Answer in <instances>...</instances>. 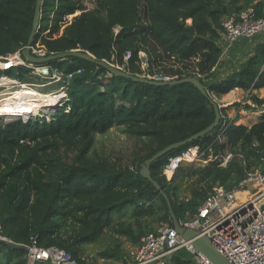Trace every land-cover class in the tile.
Wrapping results in <instances>:
<instances>
[{
  "label": "trees",
  "instance_id": "trees-1",
  "mask_svg": "<svg viewBox=\"0 0 264 264\" xmlns=\"http://www.w3.org/2000/svg\"><path fill=\"white\" fill-rule=\"evenodd\" d=\"M92 4L90 10L82 0H43L33 48L46 55L82 52L120 70L123 54L130 51L124 72L143 76L147 71L150 79L169 81L194 77L207 97L191 84L132 82L81 59H67L71 64L65 74L72 77L56 108L34 106L18 120L20 114L0 109L7 124L0 121V226L11 242L0 245V264H26L25 246L33 242L38 248L64 249L77 264H85L88 246L96 249L95 259L129 264L121 238L137 246L160 224L172 227L165 200L140 169L155 153L211 125L215 116L209 100L219 108L218 125L150 166L178 221L191 219L219 188L230 191L248 173L264 171V112L259 111L264 106V43L236 73L219 79L216 72L223 21L249 9L264 18V0ZM34 7L35 0H0V57L16 52L21 57ZM16 69L20 80L26 69ZM12 70L0 71V80ZM114 128L139 146L132 166L113 167L94 150L97 134ZM190 152L204 159L215 153L236 158L226 166L213 161L204 169L179 170L167 181L168 159ZM66 153H75L71 163ZM190 259L180 250L170 262L189 264Z\"/></svg>",
  "mask_w": 264,
  "mask_h": 264
},
{
  "label": "built area",
  "instance_id": "built-area-1",
  "mask_svg": "<svg viewBox=\"0 0 264 264\" xmlns=\"http://www.w3.org/2000/svg\"><path fill=\"white\" fill-rule=\"evenodd\" d=\"M222 29L225 44L227 47H231L239 39L250 40L264 34V18L256 17L254 12L249 9L242 11L237 19L223 21ZM31 53L36 57L48 56L45 52L38 51L33 46ZM4 57H0V71H10L16 68L14 66L18 64L31 65L23 61L17 52ZM130 58L131 52L126 51L123 54L122 70L127 67ZM15 59H18V62H14ZM66 60L60 59L55 63L60 65ZM69 64H71V61L68 62ZM7 66L8 68L4 69ZM114 67L118 66L115 65ZM38 68L47 69V77L53 74L54 77L57 76L61 79L62 96L56 102V104H59L61 100L66 98L65 92L72 74H65L59 69L54 71L50 65ZM35 76L28 79H38L37 72ZM140 77L156 82L169 81L167 77L150 79L147 71ZM2 83L1 81L0 84ZM31 104H35V102H28L27 106ZM36 104L44 106L40 102ZM259 111L264 112V106L260 107ZM0 119L2 120L1 117ZM183 154L168 159L165 165L167 181L170 180L168 177L180 170L183 163L188 162V158ZM235 158L231 153L226 155L215 153L210 159H204L202 156L195 157V159L189 161V165L193 166L194 162H198L203 167L207 163L217 161L221 166H226ZM260 161L261 166L264 168V157ZM247 191L252 192L251 199L242 202L235 199L237 194ZM180 224L209 239L213 249L222 255L229 264H264V171L257 169L252 173H248L230 191L219 188L214 195L202 202L191 219L180 222ZM3 243L10 244L11 242L1 234L0 226V245ZM25 249L27 252L26 264H77V261L61 248H38L33 242L29 246H25ZM180 250H185L191 256L189 264H212L192 246L190 241L183 239L168 224H160L157 233L145 234L140 237L133 263L130 264H172L170 257Z\"/></svg>",
  "mask_w": 264,
  "mask_h": 264
},
{
  "label": "water",
  "instance_id": "water-1",
  "mask_svg": "<svg viewBox=\"0 0 264 264\" xmlns=\"http://www.w3.org/2000/svg\"><path fill=\"white\" fill-rule=\"evenodd\" d=\"M43 0H35V7H34V16H33V22L32 27L30 31V35L28 37V41L26 44V47L21 52V57L24 61L27 63L34 65L35 67H42L45 65H49L51 63H55L57 60L60 59H81L83 61H86L88 63H91L93 65H96L97 67H101L105 69L109 74L122 77L127 80H131L132 82L137 83H143V84H149V85H155V86H172V85H180V84H191L194 86L204 97H207L206 91L204 87L202 86L201 82L194 78V77H188L184 79H172L170 81H163V82H156L152 81L140 76L131 75L128 72H124L123 70H120L118 67L109 66L105 62L97 61L91 56L82 53V52H65V53H59L54 55H48L45 57H36L31 53V48L33 46L34 37L39 29V23L41 19V8H42ZM5 59V57H4ZM210 104L213 107L214 111V121L211 125L203 129L197 134H194L188 138H186L183 141L176 142L174 144H171L164 149L160 150L159 152L155 153L153 156H151L149 159L145 160L141 169H140V175L143 179L147 180L151 185L155 188L157 193L163 197L165 200L169 218L171 220V224L173 229L186 241H190L192 246L200 252L203 256H205L212 264H229L226 259L220 255L216 250L213 249V247L210 244V240L206 237L200 236V234L192 229L186 228L183 225L180 224V221L175 217V215L172 212L171 209V203L168 199V196L164 193V190L160 185L154 181L150 174V166L152 163L160 159L161 157L165 156L167 153L174 151L181 146H184L188 143H191L192 141H195L208 133H210L219 123L220 119V113L218 106L211 100H209ZM43 107L46 108H56L57 104H49L44 105Z\"/></svg>",
  "mask_w": 264,
  "mask_h": 264
},
{
  "label": "rangeland",
  "instance_id": "rangeland-1",
  "mask_svg": "<svg viewBox=\"0 0 264 264\" xmlns=\"http://www.w3.org/2000/svg\"><path fill=\"white\" fill-rule=\"evenodd\" d=\"M83 3H85L86 7L90 10L94 9L92 2L94 0H82ZM52 67V70L56 71V69L61 70L63 73H65V70L67 69V63H61L60 65H57L56 63H51L49 64ZM18 66H22L26 69V72H24L22 74V78L20 80L16 79V72H17V67ZM16 68H14L12 70V72L9 73V75H7L8 78H2L0 80L3 82L2 84H0V91L2 90V88H4V86H11V85H18L24 82L29 81H36V80H31L28 79L29 77H36L35 76V69L38 67H32L30 65L27 66H23L21 64H18L17 66H14ZM7 69V68H5ZM38 77V76H37ZM54 75L50 74L47 79L53 78ZM37 82V81H36ZM41 82H43V80L38 81V84H41ZM1 96V94H0ZM37 103V102H36ZM31 104L28 105L26 108H21V110L19 109H9L6 111H9L11 113L16 112L17 114H20L21 116L23 115H28L29 114V110L34 107V106H40V104ZM2 109V107L0 108ZM20 116V117H21ZM19 117L16 118V120H18ZM15 120V121H16ZM2 125H7L5 124L2 120ZM13 121V122H15ZM138 144L137 142L130 137H127L125 135L122 134L121 129L120 128H114L109 130L106 134L100 135L97 134L95 142H94V150L95 152L98 154V156L100 158H102V160L107 161L111 166L113 167H128V166H132V164L136 161L135 157L138 154ZM75 156V153H66L63 154V157H65L66 161L71 163V160L73 159V157ZM209 157L211 158V156L209 155ZM198 166L196 165H189L187 163H183L182 167L180 168V171H188L191 168H196ZM196 169H204V167L202 168V166H199ZM252 192L247 191V192H242L240 194H237L235 196V199L238 201H244V200H249L252 197ZM149 221H152V217H148L147 218ZM153 228L157 227V224L154 223ZM122 241V248H123V258L124 260H126L129 264L133 263V258L135 255V252L137 250V246L136 245H131L129 243V241L125 240V238H121ZM87 256L84 257L85 260V264H120V263H116L113 262L111 260H102V259H95V256L97 254L96 249L93 246H88L87 247V252H86ZM181 255L184 254L183 251L180 252ZM172 258V256L170 257V259ZM95 259V260H94Z\"/></svg>",
  "mask_w": 264,
  "mask_h": 264
},
{
  "label": "bare ground",
  "instance_id": "bare-ground-1",
  "mask_svg": "<svg viewBox=\"0 0 264 264\" xmlns=\"http://www.w3.org/2000/svg\"><path fill=\"white\" fill-rule=\"evenodd\" d=\"M14 62H18V59H15ZM5 68H8V66ZM47 71L43 68L36 69L38 74L36 81L43 80L41 84L28 80L18 85L4 86L0 91V108L6 110L17 109L18 105H22L27 101L40 102L42 105L58 102L62 96L61 79L57 76L51 80L47 79Z\"/></svg>",
  "mask_w": 264,
  "mask_h": 264
},
{
  "label": "crops",
  "instance_id": "crops-1",
  "mask_svg": "<svg viewBox=\"0 0 264 264\" xmlns=\"http://www.w3.org/2000/svg\"><path fill=\"white\" fill-rule=\"evenodd\" d=\"M258 43H264V34L258 35L255 38L250 39V40L239 39L231 47H227L223 39V36H222L219 42V46L221 47V51H222L221 56L219 58L220 67L217 68L216 70L218 78L223 79L229 76L230 74L236 73L239 69L240 64L244 62L250 54H252L255 46ZM21 59L23 60L22 57ZM205 154L209 155V152H206ZM183 155L187 156L188 158L187 159L188 162H186L187 164H190L189 161L192 159H195V157L204 156V154H201V153L197 154L195 152L185 153ZM237 160L240 162H243V158L240 156L237 157ZM207 164L204 165L203 167L207 166ZM193 165H196L198 167L202 166L198 164V162H194ZM171 177H168V178H171Z\"/></svg>",
  "mask_w": 264,
  "mask_h": 264
},
{
  "label": "clouds",
  "instance_id": "clouds-1",
  "mask_svg": "<svg viewBox=\"0 0 264 264\" xmlns=\"http://www.w3.org/2000/svg\"><path fill=\"white\" fill-rule=\"evenodd\" d=\"M69 59V58H68ZM72 60V59H71ZM26 62V61H25ZM29 101H27L26 103L22 104V105H18L17 109L21 110V108H26L27 104ZM43 107V106H42ZM21 115H18L17 117H20ZM1 120V119H0ZM2 122V121H1ZM4 122V121H3Z\"/></svg>",
  "mask_w": 264,
  "mask_h": 264
}]
</instances>
